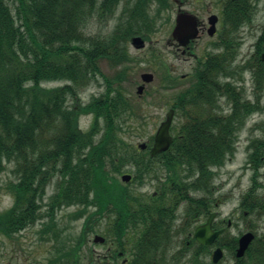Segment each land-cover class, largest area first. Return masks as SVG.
<instances>
[{
    "label": "trees",
    "instance_id": "trees-1",
    "mask_svg": "<svg viewBox=\"0 0 264 264\" xmlns=\"http://www.w3.org/2000/svg\"><path fill=\"white\" fill-rule=\"evenodd\" d=\"M259 1L224 0L221 50L211 59L214 67L198 73L190 90L179 93L175 108L188 120L175 128L169 151L151 158L139 152L128 135L137 121L126 120L137 112L122 88L127 78L124 64L130 60L125 51L133 35L150 40L170 1L0 0V182L4 172L12 176L4 186L0 183V191L5 188L12 199L0 210V243L46 217L39 231L50 233L54 249L47 264H81L88 235L108 229L118 240L135 230L127 264H176L169 253L171 242L177 232L185 234L188 229H175L172 214L162 208L165 204L141 200L114 174L129 167L133 180L143 182L145 176L164 171L177 182L176 168L182 166L190 175V190L207 196L213 187L211 168H220L233 156L237 134L259 111L261 135L248 144L251 185L242 193L239 207L246 215L264 216V191L258 180L264 168V105L258 98L264 92V24L253 43V55L241 67L251 74L255 100L225 82L227 64L237 56V36L241 28L253 24ZM112 18L116 23L111 32H88L92 20L104 24ZM102 59L123 68L106 78L99 68ZM211 71L215 76L210 80ZM99 76L104 91L83 103L80 91ZM57 81L64 84L44 85ZM161 82L163 88L171 86L169 72ZM220 96L227 98L225 113L218 105ZM82 116L91 117L86 131L79 126ZM54 179V191L46 196ZM74 206L78 208L69 216L84 218L75 242L63 235L58 223V212ZM209 206L204 197H190L185 226L190 228L197 213L206 214ZM105 215L113 225L105 222L98 228ZM247 230L255 238L243 258L233 257L235 237L224 244L225 233L217 243L227 247L233 264H264V232L251 224ZM87 260L94 263L92 253ZM190 264L201 263L192 259Z\"/></svg>",
    "mask_w": 264,
    "mask_h": 264
},
{
    "label": "rangeland",
    "instance_id": "rangeland-1",
    "mask_svg": "<svg viewBox=\"0 0 264 264\" xmlns=\"http://www.w3.org/2000/svg\"><path fill=\"white\" fill-rule=\"evenodd\" d=\"M170 1V8L163 12L161 23L157 25V29L154 33L150 34V40L147 41L145 48L135 49L129 43L126 45V53L130 58L129 62L124 64L127 68V78L123 82L125 93L129 97V100L133 103V107H136L137 115L129 117L126 121L134 122L135 130L128 132L131 141L134 144L141 142H147L149 137L153 136L160 122L163 121L165 113L168 110V106L175 101V97L179 90H182L186 85V82L180 89V87L168 89L162 86L163 75L171 70L173 75L182 76L191 72V61L183 60L174 47L168 44L170 39V31L174 23V17L176 14L177 6L175 0ZM224 0H187L184 7L191 13L196 14L200 19H205L209 13L221 15L220 3ZM254 22L252 25L246 26L241 29L238 35V41H240L237 48V56L235 63L232 64L231 69L234 72L235 80L238 81V87L242 88L243 94L247 99L254 101L255 93L253 89V83L249 72L244 71L241 67L250 58L253 52V43L256 40V36L259 32V28L264 24V0H260L257 4L256 12L254 15ZM110 19L108 22L102 24L97 20H92L88 27V32L92 34H106L112 31L116 20ZM221 26L219 22L218 27ZM209 41L205 39H199L195 44L196 53L198 56L204 55L208 48ZM154 51L152 56L151 51ZM180 56V57H179ZM155 60H153V58ZM99 68L104 77H110L117 73L123 66L113 67L106 59L99 61ZM143 72H150L154 75L152 83L145 86L144 93L141 97L136 95V87L140 84V74ZM242 79H239V78ZM63 81L46 83L44 85L48 87H55L63 85ZM105 89L104 82L99 76L97 81L90 83L82 91H80V97L83 103H87L92 95L98 96ZM260 105H264V92L262 91L258 95ZM224 108V113L227 111L226 100L220 98L218 102ZM142 111V113H141ZM140 113L143 118H140ZM263 112L259 111L253 114L248 119L237 135L235 143V151L231 159L227 160L220 168L215 171L213 179V194L222 204L218 208V212L221 217L230 218L232 221L229 234L238 236L240 233H244L249 225H257L258 232H264V216L246 215L242 214V209L239 207L242 193L247 191L251 185L250 176L251 170L247 165L248 157V144L254 137L261 135L260 125L263 122ZM138 121H141L138 123ZM184 121V117L179 112L175 115L171 127L173 131L177 126ZM91 123L90 116H82L80 121L81 128L86 131ZM123 173H129L127 169H124ZM258 178L262 184L260 191H264V168L260 171ZM122 173V174H123ZM132 175V174H131ZM117 179L120 180L119 174H114ZM12 176L8 172H4L1 175V185L4 186L6 182L11 179ZM143 187H139L138 183H125L129 186V189L133 192L145 194L149 196L153 191L157 190V185L154 182H149ZM56 179L52 181L47 190L49 196L53 193ZM190 195L195 197H201L202 191L190 192ZM45 201V200H44ZM12 203V199L6 192L5 188L0 191V210L8 208ZM45 203V202H44ZM220 204V203H219ZM78 207L64 208L58 212L59 227L63 229V235L69 240H76L81 231V224L84 218L73 219L69 216V213L75 211ZM47 218L38 221L34 225L27 227L25 230L16 234L11 240L1 238L0 243V264H47L48 260L54 256V249L52 248V242L49 240L50 233L43 234L40 230L41 221H45ZM101 224L98 226H104L105 222H111V219L105 215L103 220H100ZM179 224V223H178ZM134 231H129L123 236L122 241H130L134 238ZM100 235H104L109 239V242L114 238L111 234L104 231H99ZM93 233L88 235V240L85 246L81 247L80 262L81 264H89L87 257L99 254L102 257L107 245L95 244L92 241ZM181 236L176 237V244L179 242ZM184 241V240H182ZM175 242L173 245H175ZM89 250L91 253H89ZM178 249L171 250L170 252H177ZM187 259L180 264H187ZM92 264H109L103 261H95ZM220 264H233V260L225 252L224 257L220 261Z\"/></svg>",
    "mask_w": 264,
    "mask_h": 264
},
{
    "label": "flooded vegetation",
    "instance_id": "flooded-vegetation-1",
    "mask_svg": "<svg viewBox=\"0 0 264 264\" xmlns=\"http://www.w3.org/2000/svg\"><path fill=\"white\" fill-rule=\"evenodd\" d=\"M175 2L177 3V5L179 4H184L187 2V0H175ZM220 9L222 8V3L219 4ZM186 11L190 12L189 10L186 9ZM191 13V12H190ZM196 15V14H195ZM210 15H212V13H209L205 19H200L198 17V29H199V33L200 36L197 40L194 41H190V43L184 47V48H180L178 47V45L174 42H169V45L173 46L175 51L179 53V55L181 56V58L183 60H190L191 61V72L185 75L180 76L181 80H183L184 82L190 83L195 81L196 77L198 76V73H204L206 70L214 67V63L213 61H211L212 58L217 57L218 54V50H219V45H220V36L222 34V26H219V22L222 24L220 17L218 16V22L216 25V31L214 33V35L210 36L208 35V29H209V17ZM199 39H205L207 41H209L208 44V48L205 51L204 55L202 56H198L196 53V49H195V44ZM215 55H214V54ZM179 56V57H180ZM215 76L214 71H211V74L209 75L210 80L212 79V77ZM180 82V81H179ZM182 82V81H181ZM172 153H180L176 150H173ZM160 181H156L154 182L157 185V190H155L153 192V194L151 195V198L149 199L150 201H154L156 199H161L163 201H165V199L167 198V196L162 197L163 195H168V193H165L163 188L165 185H169L172 188L173 192V197H172V201H170L168 204H165V206H163V210H165V212L169 213L170 215L172 214L173 217V221H175V223L181 221L185 215L188 213L189 210V190L188 188H186L185 183L180 184V183H168L166 184V177L165 176H161L159 177ZM162 186L160 189L158 188V186ZM221 202H219L217 199H214L213 201L210 202V210L208 213H206L207 215L210 214L211 212H214L215 209L220 206ZM206 212V211H204ZM203 212V213H204ZM200 213V212H199ZM197 213V214H199ZM196 214V215H197ZM203 215V214H202ZM201 216V215H200ZM207 217V216H206ZM218 217H216L214 219V221L212 222V229L213 230H218L219 228H222L223 224H225V228H229L231 226V222L230 219H225V221H223L222 219H217ZM194 220H198V216H196L194 218ZM185 221V219H184ZM190 241L188 240L186 242V253L189 255L190 253ZM103 244H106V249L105 252L102 255V258L107 260L109 264H126L127 261H129V252L127 253V251L125 249H119L117 250V248L114 246V242L111 241L109 242V239H107L105 237V241L103 242ZM99 258V255L97 256V259Z\"/></svg>",
    "mask_w": 264,
    "mask_h": 264
},
{
    "label": "water",
    "instance_id": "water-1",
    "mask_svg": "<svg viewBox=\"0 0 264 264\" xmlns=\"http://www.w3.org/2000/svg\"><path fill=\"white\" fill-rule=\"evenodd\" d=\"M216 21H217L216 16H211L209 18V22L212 25L211 28L208 29L209 35H212L214 33V25ZM197 34H198V29H197L196 18L191 14L179 11L175 19V26L171 33L172 38L176 40L180 46H186L190 40L196 38ZM130 42L136 49L142 48L144 46V40L140 36L132 37ZM141 80L143 81V83H149L153 80V75L150 73H144L141 75ZM143 89H144V85H140L137 88V93L141 94ZM172 117H173V110H170L166 113L164 121H162L159 124L153 138V144L150 151L151 155L164 152L169 148L172 142L169 133ZM138 147L144 149L145 144L142 143L138 145ZM129 179H130L129 175L122 176L123 181H128ZM213 217L214 214H211L207 219V221L203 225L197 227L194 231L193 237L201 245L208 246L212 244L216 239V237L220 234V231L213 232L211 230L210 226ZM252 239H253V235L251 233H246L239 238L238 248L236 250V257L243 256L245 250L247 249ZM97 240H101V238L95 237L94 241ZM221 256H222L221 250L219 248L216 249L212 253V262L213 263L218 262Z\"/></svg>",
    "mask_w": 264,
    "mask_h": 264
}]
</instances>
